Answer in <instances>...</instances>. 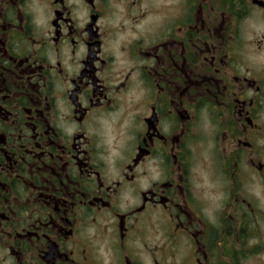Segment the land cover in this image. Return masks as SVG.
I'll use <instances>...</instances> for the list:
<instances>
[{
    "label": "flooded vegetation",
    "instance_id": "flooded-vegetation-1",
    "mask_svg": "<svg viewBox=\"0 0 264 264\" xmlns=\"http://www.w3.org/2000/svg\"><path fill=\"white\" fill-rule=\"evenodd\" d=\"M137 244L264 264V0H0V264Z\"/></svg>",
    "mask_w": 264,
    "mask_h": 264
},
{
    "label": "clouds",
    "instance_id": "clouds-1",
    "mask_svg": "<svg viewBox=\"0 0 264 264\" xmlns=\"http://www.w3.org/2000/svg\"><path fill=\"white\" fill-rule=\"evenodd\" d=\"M176 3V0H160V4H162L164 7H169L170 5H173ZM149 5L146 3L144 5L141 6V9L147 8ZM133 14L135 15L136 13L133 12ZM151 17L148 18V20ZM148 21H142L141 25H137L136 27L138 29H140L142 27L143 24L147 23ZM125 23H129L128 21H125ZM219 199V197L217 198ZM217 208L220 207V205H216ZM209 218L211 219V216H209ZM163 236V233L160 231H157L155 234L149 235L144 239V241L147 243L148 245V249H152L153 245H157V248H159L160 244L164 243V240L161 238ZM117 254H118V250H117ZM136 254L139 255L142 259H144L146 261V264H152V257L154 256L155 259L160 260L161 264H166V261L164 259H162V255L159 251H154V252H149V250H146L144 248L143 244H137V251ZM114 257H112L111 255L109 256V259H112ZM105 264H107V261H105Z\"/></svg>",
    "mask_w": 264,
    "mask_h": 264
}]
</instances>
